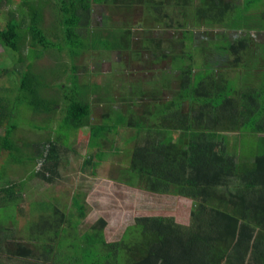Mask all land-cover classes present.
Listing matches in <instances>:
<instances>
[{"label":"trees","instance_id":"trees-1","mask_svg":"<svg viewBox=\"0 0 264 264\" xmlns=\"http://www.w3.org/2000/svg\"><path fill=\"white\" fill-rule=\"evenodd\" d=\"M45 1L25 2L30 9L26 34L31 54L27 64L19 58L25 65L19 77L24 93L17 100L20 104L31 100L36 112L58 110L57 99L46 95V77L33 69L38 48L67 49L72 59L90 45L130 50L140 69L152 74L145 81L153 85L140 78L141 84L130 86L121 99L127 108L116 110L120 125L146 132L135 139L127 165L116 168L121 177L112 180L191 199L196 209L189 227L172 216H139L120 240L108 241L104 218L80 233L90 207L86 194L79 193L73 197L72 217L54 207L51 215L40 218L44 226L31 227L26 242L17 241L14 230L0 224V264H9L8 259L25 264L29 259L35 261L28 264H264V19L258 25L247 22L255 14L254 5L264 0H55L63 45L56 44L44 27ZM96 2L127 15L140 7L145 19L151 16L156 24L139 30L135 47L131 27L112 43L94 32L88 38L83 30H90ZM9 14L6 25L0 24V45L20 54L25 17L18 15L19 20L15 13ZM76 70L72 85L61 86L65 103L61 127L68 130L62 136L70 138V131L89 126V147L106 145L107 134L117 128L91 123L92 105L77 82ZM2 102L0 157L15 151L17 128L11 125L13 100ZM6 119L9 124L2 132ZM229 133L262 135L263 152L253 157L231 152L224 135ZM62 138L47 141L45 167L35 176L53 181L60 163L57 140ZM101 150L91 152L83 163V170H90L93 177L105 157ZM16 187V183L0 187V195L7 191L14 197Z\"/></svg>","mask_w":264,"mask_h":264},{"label":"rangeland","instance_id":"rangeland-1","mask_svg":"<svg viewBox=\"0 0 264 264\" xmlns=\"http://www.w3.org/2000/svg\"><path fill=\"white\" fill-rule=\"evenodd\" d=\"M39 1L0 0L1 26L6 25L10 18L9 13L13 12L17 17L18 15L25 17L22 27L26 34V26L29 23L27 13L30 9L25 2L30 4ZM95 4L90 30H83L84 36L88 38H91L94 32L97 35L108 36L112 43L117 38L122 39L126 33L125 29L131 27L134 39L132 47H135L139 40V30L155 26L151 23L150 16L145 19L146 15L140 7L135 8L133 15L122 12V18H120L117 13L118 17L111 15L108 4H98V2ZM42 6L44 27L49 37L56 44L63 45L60 13L55 0L45 1ZM251 10L255 14L247 18V22L249 25H258L264 19V1L261 4H255ZM18 19L20 20L19 17ZM36 53L38 55L32 60L33 69L46 77L49 84L46 95L55 97L58 102V110L52 114L34 111L31 100L26 99L27 103L21 104L17 100L19 95L24 93L20 88L19 77L25 65L19 62V58L23 57L25 64L29 63L27 60L28 55L31 54L29 35L25 36L20 54L7 51L0 45V111L3 99L13 100L11 106L14 114L11 125L15 123L17 127L14 132L15 151L3 152L0 157V187L11 183L17 185L14 189V197L9 196L10 193L7 191L1 192L0 224L6 225L4 227L10 231L14 230L17 241L26 242L30 238L31 227L36 223L40 227L44 226L45 222L40 218L51 215L54 207H58L72 217L74 215L73 197L76 194L85 193L90 208L87 218L79 225L80 233L87 230L99 218L107 221L104 232L108 241L120 240L125 229L139 216H172L181 226L189 227L196 209V203L193 200L181 196L154 194L112 180V177H121V172L116 168L127 165L129 152L138 142L135 139L139 134L144 135L146 132V128L141 129L140 132L137 128H126L125 125H120L118 123L120 116L116 110L127 108L121 99L130 86L141 84L140 78L143 84L153 85V82L145 81L150 79L152 74L147 69L143 71L140 69V62L132 58L133 54L130 50L123 52L116 48L109 50L90 45L89 49L84 50L75 59L69 56L67 49L42 51L38 48ZM74 68L77 69V82L85 91L86 100L92 105L91 123L117 128L107 134L106 145L89 147V126L83 127L77 133L70 131L72 132L70 138L62 136L67 135L68 130L61 127L65 114L61 86L72 85ZM160 74L163 73L160 72ZM8 121L9 119H6L2 132L8 126ZM125 121L127 122L126 118ZM224 135L230 141L231 152H238L244 157H253L263 152L261 140L264 135L239 133ZM59 136L63 137V140H57L61 145L58 144L60 162L58 173L52 182H47L33 173L39 166L41 171L45 167L44 157L50 149V145L46 144L47 141L50 139L56 143V138ZM44 144H46L45 148ZM97 149H102L105 157L96 171L97 176L93 177L90 170H83V163L86 157ZM42 151L43 154H41ZM45 173L50 176V172ZM20 181L24 183L20 185ZM68 240L69 238H66L62 241ZM6 262L25 264L21 259H8Z\"/></svg>","mask_w":264,"mask_h":264},{"label":"flooded vegetation","instance_id":"flooded-vegetation-1","mask_svg":"<svg viewBox=\"0 0 264 264\" xmlns=\"http://www.w3.org/2000/svg\"><path fill=\"white\" fill-rule=\"evenodd\" d=\"M108 9L110 10L111 8H110V6H108ZM111 14H116L115 12H110ZM118 14H120L121 15V13H118ZM133 16H131V18H132ZM151 21V23H153L154 25L156 24V22L155 21H153V20H150Z\"/></svg>","mask_w":264,"mask_h":264},{"label":"crops","instance_id":"crops-1","mask_svg":"<svg viewBox=\"0 0 264 264\" xmlns=\"http://www.w3.org/2000/svg\"><path fill=\"white\" fill-rule=\"evenodd\" d=\"M118 14V13H117ZM117 14H111L112 16H114V17H118V15ZM119 16H120V18H122V16L119 14ZM150 20H153V17H151L150 16Z\"/></svg>","mask_w":264,"mask_h":264},{"label":"built area","instance_id":"built-area-1","mask_svg":"<svg viewBox=\"0 0 264 264\" xmlns=\"http://www.w3.org/2000/svg\"><path fill=\"white\" fill-rule=\"evenodd\" d=\"M42 164V166H43V163H41ZM38 171H41V166H39L38 168H37V171L36 172H38ZM43 171V170H42ZM46 175L48 176V173H46Z\"/></svg>","mask_w":264,"mask_h":264}]
</instances>
